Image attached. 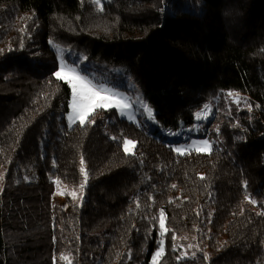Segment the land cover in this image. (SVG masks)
Segmentation results:
<instances>
[{"label": "trees", "instance_id": "16d2710c", "mask_svg": "<svg viewBox=\"0 0 264 264\" xmlns=\"http://www.w3.org/2000/svg\"><path fill=\"white\" fill-rule=\"evenodd\" d=\"M51 43L124 70L165 129L224 92L252 110L209 154L178 155L115 112L71 126ZM66 190L77 223L53 202ZM202 223L205 253L173 251ZM162 244L158 264H264V0H0V264H152Z\"/></svg>", "mask_w": 264, "mask_h": 264}, {"label": "rangeland", "instance_id": "374dc122", "mask_svg": "<svg viewBox=\"0 0 264 264\" xmlns=\"http://www.w3.org/2000/svg\"><path fill=\"white\" fill-rule=\"evenodd\" d=\"M51 46L52 49L58 54V63L60 62L61 56H63L64 60L70 66L76 63L78 57H87L85 54L79 53L72 49H66L55 43H51ZM79 67L84 68L94 80L115 86L121 91H124L130 98H132L134 105V110L127 111L124 116H120L118 109L107 108H97L93 111L91 116H93L98 110H104L110 113L115 112L117 113V116L120 120H126L128 123L134 124L139 128L145 129L151 133L153 132L158 139H163L169 146L173 148L174 151L176 147L184 149L183 154L177 153L175 151V153L178 155H185L192 152L209 154L214 150H222L224 148L223 140L218 136L222 128L221 125L224 122L229 121V119L236 118V116L243 111L250 112L252 110V103L248 96L237 92H224L221 97H218L220 99L217 98L204 105L200 111L201 118L197 120L195 116V124L192 127L181 128L178 131H172L163 128L157 123L155 120V113L154 120L146 119V114L142 113L141 104L136 102V97H142L143 101H145L143 93L124 70L108 67L99 61L89 60L88 57L86 60L80 63ZM71 100L72 95L69 103V111L66 114V120L69 125L75 126L79 123L78 121L69 122L68 120V116L72 115V110L70 107ZM205 106H207V110H205ZM91 116H89V118ZM220 117H223V120L217 121ZM113 123V118H111L108 114L104 116L105 126L111 127L112 136L117 139L120 134ZM211 136H217V138H211ZM205 140H207L210 144V152H206L201 149V142ZM136 146V143L134 148L132 145H129L128 154L134 153ZM22 180L26 184L40 183L39 176L33 169H29L27 172H24ZM76 198V193L69 190L58 191V194L53 201L54 203H59L63 207L65 216L71 218L75 223H77L79 220V214L81 210V207L76 204ZM193 240L195 241L193 242L192 238L186 239V244H181L176 249L182 251L184 256H187V251L192 250L205 253L206 244L208 241V227L206 224H201L197 237ZM158 252L159 255H155L152 264H158L159 260L164 255V244H162V247Z\"/></svg>", "mask_w": 264, "mask_h": 264}, {"label": "snow or ice", "instance_id": "6c2138e0", "mask_svg": "<svg viewBox=\"0 0 264 264\" xmlns=\"http://www.w3.org/2000/svg\"><path fill=\"white\" fill-rule=\"evenodd\" d=\"M94 3L102 4V0H94ZM86 59L87 57H78L76 63L70 66L61 56L58 70L53 73L56 80L64 81L71 88L72 100L70 107L72 115L68 116L69 122L78 121L81 126L85 125L86 122L94 123V121H89L88 118L97 108L118 109L120 116H124L129 110H134L132 98L124 91L115 86L94 80L84 68L79 67L80 63ZM136 102L141 104L142 113L146 114V119L154 120V112L148 103L143 101L142 97H136ZM205 110H207V106H205ZM195 116L199 120L201 113L196 112ZM129 145L134 148L135 142L125 139L122 145L125 154L129 153ZM201 149L210 152V144L207 140L201 142ZM175 151L180 154L184 153V149L180 147H176ZM81 163H83V159ZM81 171L83 172L84 169L82 168ZM200 178L204 179V177ZM172 187L174 188L175 185ZM160 228H165L163 220L160 221ZM173 240H175V236H173ZM173 251H176L175 246H173ZM157 255H159V252H157ZM179 259L180 257H177L178 261Z\"/></svg>", "mask_w": 264, "mask_h": 264}]
</instances>
